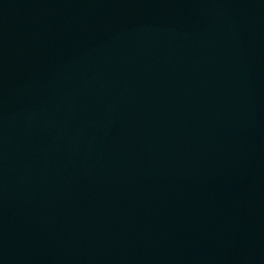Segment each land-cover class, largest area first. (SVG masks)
<instances>
[{
    "label": "water",
    "instance_id": "water-1",
    "mask_svg": "<svg viewBox=\"0 0 264 264\" xmlns=\"http://www.w3.org/2000/svg\"><path fill=\"white\" fill-rule=\"evenodd\" d=\"M0 264H264V0H0Z\"/></svg>",
    "mask_w": 264,
    "mask_h": 264
}]
</instances>
